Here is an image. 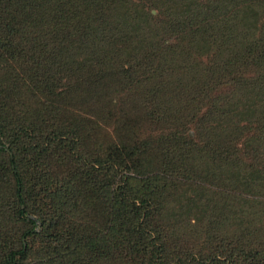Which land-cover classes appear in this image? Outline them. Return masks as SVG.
Here are the masks:
<instances>
[{"label": "trees", "instance_id": "obj_1", "mask_svg": "<svg viewBox=\"0 0 264 264\" xmlns=\"http://www.w3.org/2000/svg\"><path fill=\"white\" fill-rule=\"evenodd\" d=\"M0 264H264V0H0Z\"/></svg>", "mask_w": 264, "mask_h": 264}, {"label": "water", "instance_id": "obj_2", "mask_svg": "<svg viewBox=\"0 0 264 264\" xmlns=\"http://www.w3.org/2000/svg\"><path fill=\"white\" fill-rule=\"evenodd\" d=\"M39 229V228H38Z\"/></svg>", "mask_w": 264, "mask_h": 264}]
</instances>
